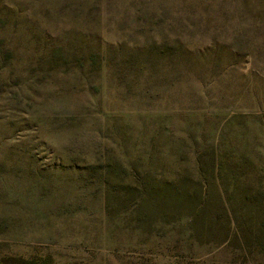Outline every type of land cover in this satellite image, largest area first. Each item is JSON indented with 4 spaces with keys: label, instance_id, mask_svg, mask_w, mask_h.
Segmentation results:
<instances>
[{
    "label": "rangeland",
    "instance_id": "374dc122",
    "mask_svg": "<svg viewBox=\"0 0 264 264\" xmlns=\"http://www.w3.org/2000/svg\"><path fill=\"white\" fill-rule=\"evenodd\" d=\"M0 264H264V0H0Z\"/></svg>",
    "mask_w": 264,
    "mask_h": 264
}]
</instances>
